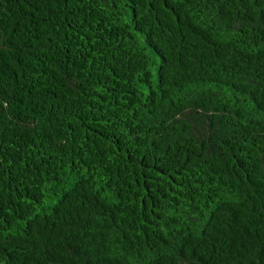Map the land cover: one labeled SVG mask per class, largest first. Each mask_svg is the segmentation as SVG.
Masks as SVG:
<instances>
[{
    "label": "trees",
    "instance_id": "1",
    "mask_svg": "<svg viewBox=\"0 0 264 264\" xmlns=\"http://www.w3.org/2000/svg\"><path fill=\"white\" fill-rule=\"evenodd\" d=\"M0 261L264 264V0H0Z\"/></svg>",
    "mask_w": 264,
    "mask_h": 264
},
{
    "label": "rangeland",
    "instance_id": "2",
    "mask_svg": "<svg viewBox=\"0 0 264 264\" xmlns=\"http://www.w3.org/2000/svg\"><path fill=\"white\" fill-rule=\"evenodd\" d=\"M0 264H4L2 261H0Z\"/></svg>",
    "mask_w": 264,
    "mask_h": 264
}]
</instances>
